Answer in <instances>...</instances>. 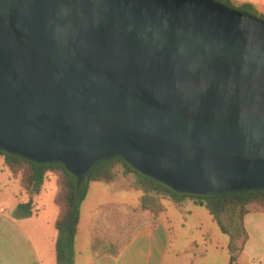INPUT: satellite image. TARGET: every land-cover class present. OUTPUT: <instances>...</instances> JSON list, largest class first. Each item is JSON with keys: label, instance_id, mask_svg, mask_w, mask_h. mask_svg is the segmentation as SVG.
<instances>
[{"label": "water", "instance_id": "95a60500", "mask_svg": "<svg viewBox=\"0 0 264 264\" xmlns=\"http://www.w3.org/2000/svg\"><path fill=\"white\" fill-rule=\"evenodd\" d=\"M0 151L81 181L264 191V20L211 0H0Z\"/></svg>", "mask_w": 264, "mask_h": 264}, {"label": "rangeland", "instance_id": "374dc122", "mask_svg": "<svg viewBox=\"0 0 264 264\" xmlns=\"http://www.w3.org/2000/svg\"><path fill=\"white\" fill-rule=\"evenodd\" d=\"M118 173L119 179L114 185L94 183L91 186L82 207L83 229L73 264H92L100 254L115 252L140 226L135 209L141 193L131 187L137 176H125L122 166ZM24 177L25 172L13 177L5 168L4 160L0 161V202L7 204L12 217L9 211L6 215L0 211V264H56L48 252L53 250L57 236L55 223L64 208L62 201L57 202L61 195L60 176L48 174L40 195L33 198V215L21 219L17 208L30 201L23 186ZM122 202L131 203L126 211L119 207ZM164 204L167 212L162 220L171 230L167 264H229V238L213 223L205 208L196 207L189 199L182 205L172 201ZM257 214L264 215V210ZM94 219L100 222L93 225Z\"/></svg>", "mask_w": 264, "mask_h": 264}, {"label": "trees", "instance_id": "16d2710c", "mask_svg": "<svg viewBox=\"0 0 264 264\" xmlns=\"http://www.w3.org/2000/svg\"><path fill=\"white\" fill-rule=\"evenodd\" d=\"M211 1L255 17L258 16L255 8L248 4L236 5L232 0ZM260 18L264 20L263 17ZM1 160H4L5 168L13 177L25 172L23 186L30 196V201L18 206L17 215L21 219L33 215V198L40 195L48 174L53 173L60 176L61 195H59L57 202L62 201L64 208L55 223L57 264H73L74 262V251L82 218L81 207L88 197L91 185L94 183L106 186L114 185L119 179L118 168L120 166L124 168L125 176L128 174L137 176L131 184L132 189L141 193L135 211L149 214L153 225H156L159 218L167 212L164 201H172L177 205H182L184 201L189 199L196 207L205 208L210 213L213 223L229 238V264H239L249 242V234L245 226L246 217L264 210V191L220 196L183 194L140 174L121 159H111L101 163L81 181L61 164H40L3 151H0Z\"/></svg>", "mask_w": 264, "mask_h": 264}, {"label": "crops", "instance_id": "0c3cea01", "mask_svg": "<svg viewBox=\"0 0 264 264\" xmlns=\"http://www.w3.org/2000/svg\"><path fill=\"white\" fill-rule=\"evenodd\" d=\"M232 1L236 5L248 4L253 6L258 14V17L264 18V0ZM7 179L10 181L9 177H7ZM139 197L140 196L138 195L137 204ZM130 205L131 203L129 202H122L119 207L122 211H126ZM6 207V203L0 202V211L2 214L6 215L9 211V215L11 217V211ZM82 207L80 233L76 246L79 245V239L83 229ZM139 217L140 218H138L137 223H139L140 226L130 239L121 245L115 252L107 251L100 254L94 259L92 264H167L171 251V230L167 223L162 220L163 216L159 218L156 225H153L149 214L139 213ZM99 222V219H94L92 221L93 225ZM245 226L249 234V242L246 245L244 254L239 260V264H264V215H248L245 219ZM56 239L57 236L55 238V243L53 244V250L48 253L50 254L49 258L57 264L55 251Z\"/></svg>", "mask_w": 264, "mask_h": 264}]
</instances>
